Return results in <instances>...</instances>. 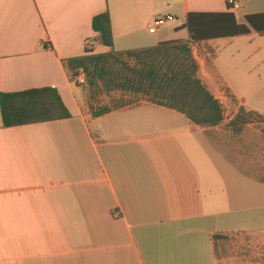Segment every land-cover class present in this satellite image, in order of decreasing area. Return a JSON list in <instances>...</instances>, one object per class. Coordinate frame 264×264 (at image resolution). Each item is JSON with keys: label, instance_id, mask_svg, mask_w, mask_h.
<instances>
[{"label": "crops", "instance_id": "0c3cea01", "mask_svg": "<svg viewBox=\"0 0 264 264\" xmlns=\"http://www.w3.org/2000/svg\"><path fill=\"white\" fill-rule=\"evenodd\" d=\"M236 1L230 11L239 24L264 12V0ZM226 10L225 0H0V93L54 88L70 113L9 128L0 116V264H264V191L215 189L226 175L206 150L229 148L221 125L196 126L147 102L92 117L86 90L75 85L80 104L63 64L85 49L104 54L167 41L160 27L148 31L156 16L185 21L189 12ZM104 12L111 48L91 27ZM245 36L261 43L241 50L240 60L264 70V37ZM239 37L192 48L208 46L215 58V44ZM223 158L221 165L244 169V159Z\"/></svg>", "mask_w": 264, "mask_h": 264}, {"label": "trees", "instance_id": "16d2710c", "mask_svg": "<svg viewBox=\"0 0 264 264\" xmlns=\"http://www.w3.org/2000/svg\"><path fill=\"white\" fill-rule=\"evenodd\" d=\"M224 12H189L182 26L189 40L165 41L141 49L96 54L85 49L82 56L63 61L70 79L84 73L89 101L114 91L140 94L147 103L174 110L200 127H215L224 120L222 104L198 76L199 64L193 55V45L205 41L245 36L254 31L264 37V12L246 15L237 23L232 7L226 3ZM91 27L98 41L113 45L108 12L95 15ZM88 102V100H87ZM99 108L91 106L90 114L98 117L113 110L128 107L121 103ZM89 105V104H88ZM90 109V107H88ZM258 114L240 107L227 128L235 134L243 131L251 116ZM0 116L5 128L37 124L70 117V113L54 88L45 87L16 93H0ZM222 235H214L219 238Z\"/></svg>", "mask_w": 264, "mask_h": 264}, {"label": "rangeland", "instance_id": "374dc122", "mask_svg": "<svg viewBox=\"0 0 264 264\" xmlns=\"http://www.w3.org/2000/svg\"><path fill=\"white\" fill-rule=\"evenodd\" d=\"M173 18V21H168L164 26L159 28L158 35H161V38L168 42L183 40L187 36L186 31H178L175 33V29L182 26L185 22L184 17L182 15H176ZM238 39L237 42H234L230 46L224 47L220 42L215 44L218 48L215 58V52H212L208 46H199L198 48L193 49L196 56L200 58L201 70L199 69L198 72L199 78L224 108V120L221 123L220 128H218V133H222V136H226V143L229 148H227L225 144H222L219 149L213 146L212 151L210 152L207 147L206 151L209 152L207 158L213 160V168H221L222 175H226V178L223 177L220 181L214 182L217 191L224 190V188L228 190L264 191V117L256 112L258 116H251L252 119L250 123L244 125L243 131L240 134H235L227 128L228 123L235 117L240 107H243L247 111L258 108L262 110V114L264 115V80L262 79L264 76V70L260 71L254 69L251 61L240 60L241 56L244 54L241 50L245 51L247 47L253 49V47L261 42H259V40L254 42L252 38L246 36L239 37ZM236 50H239L241 53H235ZM213 58L214 61L212 68L211 61ZM258 72L261 74L260 79L257 77ZM226 82L231 83V88L238 92L237 94L233 93L235 97L229 90H227V88L229 89L230 87L228 85L224 86ZM72 87L81 104L82 99L80 94L82 93V90H77L74 83L72 84ZM81 87H84L87 93L88 107H90V109L86 108L88 112L91 111V106L96 109V107L99 108L102 105L114 106L117 105L116 103L136 106L146 102V99L140 94H130L120 91H114L110 94L104 93L99 96L97 100L95 95V99L90 102L87 83ZM231 88L230 90L232 91ZM254 89H257L256 95H254ZM238 95L243 100V106L240 105ZM88 122L90 126L93 125L91 121ZM203 147L202 149H204ZM218 150L222 152H219ZM227 156L234 159H244L245 174L248 176L243 175L239 171L240 168L243 169V163L239 167L234 163L221 165L219 161ZM203 159L204 157L202 156V161ZM197 160L198 162H201L199 157ZM203 168L204 166L200 167L201 172H204ZM203 176H205V173H202V177ZM249 176L262 184L259 186ZM215 178H217V176H215ZM203 179L204 177L202 180ZM222 184H224V188Z\"/></svg>", "mask_w": 264, "mask_h": 264}, {"label": "built area", "instance_id": "2783aa9c", "mask_svg": "<svg viewBox=\"0 0 264 264\" xmlns=\"http://www.w3.org/2000/svg\"><path fill=\"white\" fill-rule=\"evenodd\" d=\"M228 5L232 7V10H236L238 8V3L236 0H225ZM174 18L171 15H166V16H156L152 22L148 26V31L151 34L156 33L157 29L161 26H164L166 22L168 21H173ZM72 82L76 86H83L86 84V76L84 73H80L76 76L73 77Z\"/></svg>", "mask_w": 264, "mask_h": 264}]
</instances>
